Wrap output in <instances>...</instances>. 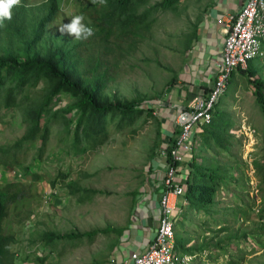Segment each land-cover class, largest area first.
I'll return each mask as SVG.
<instances>
[{
    "label": "rangeland",
    "instance_id": "rangeland-1",
    "mask_svg": "<svg viewBox=\"0 0 264 264\" xmlns=\"http://www.w3.org/2000/svg\"><path fill=\"white\" fill-rule=\"evenodd\" d=\"M44 1L28 0L27 4L36 6ZM86 1L82 0V3ZM160 1L151 0L150 3ZM77 7L75 0L61 1L60 15L47 29L45 45L38 48L40 52L75 39L74 36L61 35L57 28L70 22ZM180 9L176 5L164 13L155 14V21L141 32V38H134V49L116 50L108 57L112 66L103 94L109 102H142L141 108L152 107V112L158 114L162 107H158L159 103L163 104L168 95L167 86L180 72L185 41L181 34ZM9 48L15 53H23L24 44L14 41ZM236 72L229 91L222 96L218 106L232 123L225 136L226 143H222L224 148L210 141L209 150L203 145L204 132L201 146L196 148L197 164L208 165L212 160L219 162L229 181H225L224 190L216 194L213 206L205 212L187 209L185 202L180 205L177 222H181V226L176 227V232L184 240L185 248L194 251L192 264H230L231 261L264 264V233L259 231L264 226V219L259 218L264 201L255 169V163H264V119L250 79ZM251 72L254 73L252 78L264 81V58L252 62ZM44 88L45 85L40 83L26 92L29 101L22 99L23 94L18 95L17 101H21L18 110L0 106V148L13 145L25 134L28 123L23 114L39 101ZM72 101L64 96L58 107ZM61 129L59 122L51 131L44 159L34 162L36 167L39 166L35 173L43 177L42 181L29 183L25 178L27 175L24 177L23 174V178L13 176L14 170L22 173L24 165L12 169L0 161V189L6 183L17 182L28 187L16 204L9 206L4 222L3 233L15 235L16 243L12 247L14 264H38L35 258L44 251L39 241L43 234H79L122 225L130 201L125 194L130 187L120 183L132 181L128 172L139 174L143 171L153 158L156 146L164 144L159 139L161 136H157L159 127L155 117L148 118L145 114L120 132L115 131L114 125H109L103 144L81 155L59 152L58 148L64 147L58 145ZM201 141L198 138L197 142ZM37 145L38 141L35 147L25 152V165L36 157ZM162 150L157 153L160 155ZM61 172H69L65 182L61 181ZM51 181H54V187ZM72 182L77 188L92 190L97 187L101 191L91 202L78 203L77 196L68 192L67 185ZM243 234L247 238L242 239ZM237 238L242 241L240 246L234 244ZM112 239L114 235L107 234L97 235L91 243L86 238L73 241V246L60 242L57 248H63V252L49 255L43 264H110ZM202 247L209 249L200 252Z\"/></svg>",
    "mask_w": 264,
    "mask_h": 264
},
{
    "label": "trees",
    "instance_id": "trees-1",
    "mask_svg": "<svg viewBox=\"0 0 264 264\" xmlns=\"http://www.w3.org/2000/svg\"><path fill=\"white\" fill-rule=\"evenodd\" d=\"M150 1L106 0L102 5L99 0H87L86 3L75 0L78 7L73 16L83 14V23L91 27L94 34L87 39L75 38L66 44L55 45L44 52H40L38 48L40 45L44 47L47 29L60 15L61 0H46L34 8H25L24 1L21 5L13 6L12 19L5 20L3 25H0V106L18 110L21 102L17 101L18 95L23 94L22 99L29 101L26 92L40 83L44 84L45 88L39 101L23 114L28 123L25 134L13 145L0 148V161L4 166L18 168L24 165L22 172L24 177L27 175L25 178L28 181H42L43 177L35 173L39 166L36 167L34 162L39 163L44 159L49 148L51 131L57 123L60 122L62 128L58 134L61 135L58 145L64 146H58L59 152L81 155L86 149L94 150L103 144L109 125H114L115 131L120 132L134 125L144 112L150 111L141 108L142 102H109L103 94L105 81L109 79L108 72L112 66L108 57L116 50L121 52L134 49V38H141V32L155 21L153 16L172 9L179 0H161L154 3ZM14 41L24 44L23 53H15L9 48ZM253 61L255 60L248 62L246 69L237 71L250 79L255 101L264 119V81L252 78ZM64 96L72 98L73 101L64 107H58ZM218 106L219 104L214 109L211 123L202 127L201 133H206L202 137L203 145L209 147V150L210 141L217 146L226 143L225 136L232 126ZM37 141L38 153L31 163L25 165V152L35 147ZM174 144L175 141L171 142L167 148L168 152ZM167 160L170 161V158ZM255 169L259 174L258 188L264 201V163H255ZM226 175L217 161L212 160L210 164L204 165L197 164L192 159L182 198L187 209L205 212L211 208L216 194L223 191L225 181H229ZM68 177L69 172H61L62 182ZM51 186H55L54 181H51ZM21 187L18 182L6 183L5 187L0 189V255L6 251V246L11 241L9 237L1 235L2 225L8 217L9 206L15 205L24 194V188ZM67 187L71 196H77L78 203L90 199L88 191L80 192L73 182ZM259 218L264 219V208L260 210ZM178 225L181 226V222L176 221L175 249L194 256V251L186 249L184 240L178 237ZM109 231L105 229L79 234L46 235L42 239L43 256L35 259L38 264H43L49 255L63 252V248H57L60 242H63L62 245L66 243L73 246V241L86 238L91 243L97 235L107 234ZM259 231L264 233V226ZM241 238L245 239L247 235L243 234ZM237 240L238 238L234 244L240 246L242 241ZM206 249L209 247H202L200 252ZM0 264H13V261L9 255H3L0 256ZM230 264L238 263L231 261Z\"/></svg>",
    "mask_w": 264,
    "mask_h": 264
},
{
    "label": "crops",
    "instance_id": "crops-1",
    "mask_svg": "<svg viewBox=\"0 0 264 264\" xmlns=\"http://www.w3.org/2000/svg\"><path fill=\"white\" fill-rule=\"evenodd\" d=\"M245 1L179 0L175 4L174 7L178 5L181 8L180 16L183 22L181 34L183 40H185L181 51L180 72L172 80V83L167 86V98L163 104L159 103L158 106L159 108L163 107L159 109L160 112L158 111V114H155V112H152V107H145L146 110L150 109V111L143 113L148 118L155 117L159 127L157 136H161L159 139L164 144L156 146L153 158L143 171H140L139 174L136 171L128 172L127 175L132 181L120 183L130 187L127 188L125 194V197H129L130 200L125 220L122 225L108 226L101 229H109L110 231L107 234L114 235V239L111 240L109 246L110 264H127L131 253L143 252L149 245L158 223L160 214L159 200L163 191V177L167 164L166 157L159 155L157 152L165 148L167 150L171 142L176 139L177 130L174 124V117L177 110L186 106L197 96L208 95L215 80L217 64L221 60L225 39L224 29L230 17L239 12ZM262 51L263 55L261 58L263 59L264 42L262 43ZM236 74L237 72H234L230 77L224 95L229 91L232 78ZM201 132L202 129L194 135L195 147L191 154V160L189 161L188 159L187 164L182 163L181 165V168L186 170V174H181V179L184 182L187 180L192 159L196 161V148L200 147L202 143L201 137L203 133ZM198 138H200V143L197 142ZM90 150L92 149H86V151ZM78 189L80 192L88 191L90 196L88 201L90 202L101 191L97 187L91 190L79 186ZM177 203L179 206L181 205V202ZM178 209L180 210V207Z\"/></svg>",
    "mask_w": 264,
    "mask_h": 264
},
{
    "label": "built area",
    "instance_id": "built-area-1",
    "mask_svg": "<svg viewBox=\"0 0 264 264\" xmlns=\"http://www.w3.org/2000/svg\"><path fill=\"white\" fill-rule=\"evenodd\" d=\"M224 33L221 60L208 95L195 97L175 114V144L169 152L166 148L161 151V155L170 161L167 160L163 177L157 227L147 248L143 252L131 253L127 264H192L194 256L175 249L174 228L180 211L177 202L184 204L185 193L184 180L178 179L181 174H186L181 165L191 160L194 135L211 123L214 109L224 95L232 73L246 69L249 61L263 55L264 0H246L239 12L230 17Z\"/></svg>",
    "mask_w": 264,
    "mask_h": 264
},
{
    "label": "clouds",
    "instance_id": "clouds-1",
    "mask_svg": "<svg viewBox=\"0 0 264 264\" xmlns=\"http://www.w3.org/2000/svg\"><path fill=\"white\" fill-rule=\"evenodd\" d=\"M23 1L25 2V8L26 7H30V8H34L35 7V6L28 5L27 4L28 0H0V25H3V22L5 20H9L10 21L12 19L11 9L13 8V6L21 5V3L23 4ZM44 2H46V0ZM105 2H106V0H99V3L102 4V5ZM59 6H60V4H59ZM84 19L85 18L83 16V14L74 15L71 18L69 23L60 25L57 28V30L61 33V35L67 34V35H70V36H74L77 40H79V39H87L88 37L92 36L94 33H93V29L91 27H89L85 23H83ZM13 172L16 173L13 176H17V177L23 178V172L21 173L19 171L18 172L15 171V170ZM27 181H28V179H27ZM28 182L32 183L30 181H28ZM21 186H22L21 188H24V192L26 191V188H28L23 183H21ZM46 195H49V194H46ZM7 229H10V226H7ZM3 230H4V223L2 225L1 235L4 236V237H9L11 239V241H9L8 245L6 246V251L4 253H2L0 256L9 255L11 257L12 261H13V264H14L15 263V255L12 252V247H13V245H15L14 243H16L15 235H12V236L11 235H6V234L3 233ZM46 235L53 236L52 234H43L41 236L40 240H39L41 243H42L43 237L46 236ZM41 255H43L42 252L36 258L40 257Z\"/></svg>",
    "mask_w": 264,
    "mask_h": 264
}]
</instances>
